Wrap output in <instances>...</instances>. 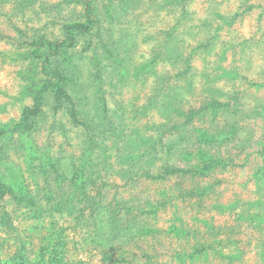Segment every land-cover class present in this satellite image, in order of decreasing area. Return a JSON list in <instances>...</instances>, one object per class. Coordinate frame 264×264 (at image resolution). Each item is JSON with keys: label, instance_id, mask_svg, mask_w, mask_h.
<instances>
[{"label": "rangeland", "instance_id": "374dc122", "mask_svg": "<svg viewBox=\"0 0 264 264\" xmlns=\"http://www.w3.org/2000/svg\"><path fill=\"white\" fill-rule=\"evenodd\" d=\"M41 37L59 50L64 90L46 96L34 136L86 193L57 211L52 191L63 203L82 185L43 175L34 210L0 198V264H36L41 249L52 264L54 241L59 264H264V0H0V127L33 106ZM214 101L216 115L203 109ZM228 122L223 164L201 175L198 129ZM115 218L129 232L106 263L95 242Z\"/></svg>", "mask_w": 264, "mask_h": 264}, {"label": "trees", "instance_id": "16d2710c", "mask_svg": "<svg viewBox=\"0 0 264 264\" xmlns=\"http://www.w3.org/2000/svg\"><path fill=\"white\" fill-rule=\"evenodd\" d=\"M126 5L125 3L123 6ZM117 13L119 12H116V14ZM110 37L111 36H109V38ZM38 41L39 44H37L35 50L30 52V55L34 59H43L42 74L44 78L32 83L30 87L27 88V92L33 94V106L32 108H26L18 121L9 126L0 127V198L5 199V196L8 195L16 202V205L22 207V205H25L23 203H29L31 207H28V210H34L37 204L44 198H42V196L36 197L33 193V183L39 187L41 185V178L43 179V175H47L45 180L47 181L49 177L54 182V184H51V187L65 184L67 190L72 189L75 191L77 187L82 185L80 188L82 190L79 192V195L75 196V192L74 194L70 193L69 198L63 203L60 202L62 197L59 191H52L54 195L51 196L50 194L47 199L51 201L53 209L57 211L65 209L67 212H71L77 210L76 201L82 202L81 196L86 193V187L83 185L82 179L83 174L81 172H76L77 174L73 173V175H70L71 170L69 169V165L59 162V159L54 157L50 149L39 144L36 140L37 138L34 136V132L37 131V119L42 113V106L46 96L49 92L54 93L64 90V77L62 76L64 73L59 70V65L56 64L57 56H55V54L57 51L59 52V50L57 48L55 49L54 44L46 38L41 37ZM228 105L229 104H226V106ZM208 106L204 105L203 109L210 110L212 115H216L220 107H223L224 104L214 101L210 108ZM76 113L78 114L77 111ZM195 113V111H192L190 114ZM74 119L79 121L76 114ZM234 132V122L225 124L220 132L209 133L208 131L198 129V135L200 134L199 140L205 142L204 147L201 146L197 149L198 159L202 163L200 168L198 164L195 166L198 173L206 175L211 169L223 164V158L219 155V151L216 150L214 146L222 145L225 141L232 139L233 137L230 138V136L227 135H234ZM12 145H16V150L23 156L24 166H20L19 163H14L10 160L9 150ZM125 156L131 161L130 170L134 167H138V158L130 153H126ZM49 168L53 169L50 173ZM167 171L170 172L173 171V169L168 168ZM72 190L70 191L72 192ZM90 201L92 207L98 204V201L94 199ZM82 213L83 210L79 212L80 217L84 216ZM8 215L7 212H4V216ZM114 223L116 224L115 230L109 231L107 234H104V238L101 241L95 242V248L101 252L102 257H104L103 261L106 263H108L107 260L111 257L109 253L115 250L116 244L114 241L122 237L127 238L129 232V228L127 224H124L123 219L119 221V219L116 220L115 218ZM83 225H85V222L82 223V226ZM53 236L59 238L60 234L58 233ZM59 242L60 241H54L55 247L52 252H49V256L53 260L52 264H59L63 259V252L59 248ZM20 248L24 250L22 244ZM38 253L40 255V261H44V250L41 249ZM40 261H37L36 264H40Z\"/></svg>", "mask_w": 264, "mask_h": 264}]
</instances>
